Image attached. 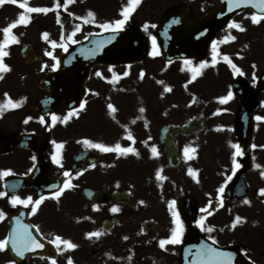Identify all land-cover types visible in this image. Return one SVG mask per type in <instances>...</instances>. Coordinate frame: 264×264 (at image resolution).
Instances as JSON below:
<instances>
[{"label": "flooded vegetation", "instance_id": "flooded-vegetation-1", "mask_svg": "<svg viewBox=\"0 0 264 264\" xmlns=\"http://www.w3.org/2000/svg\"><path fill=\"white\" fill-rule=\"evenodd\" d=\"M153 1L155 3L151 6L158 8L155 13L161 11L157 5L159 0ZM146 2L149 4L151 0H141L127 22L136 19L144 30L154 31L155 22L146 20L144 16ZM206 2L208 10L215 0ZM127 4L128 0H77V26L87 32L105 30L100 24H114L117 19H122V11ZM81 5L97 8L99 16H94V19L86 16L83 8H79ZM236 33H250V36L245 45L239 42L235 47L244 45L249 50H264V18L259 23H241ZM129 79L127 67L97 66L91 72L86 89L77 90L75 103H83L84 108L77 106L69 111L68 105L73 100V95L69 94L52 115L45 117L36 110V101L41 93L31 97L24 91L18 95L14 87L0 93V104L9 99L16 104L0 112V193H4L0 195V213H3L0 217V240L9 241L4 249H0V264H53V261L55 264H69V261L71 264H178L181 248L191 239L193 228H199L202 235L216 245L232 246L254 264H262L264 234L247 239L249 235L244 234L242 221L248 212L243 211L241 203L233 206L224 202L222 193L219 201L207 209L205 195H198L199 188L190 182L195 175H190L189 170L199 177L203 169L200 159L193 161L199 146H204L201 143L203 139L178 133L177 149L183 158L181 169L179 173L167 171V175L162 174L160 165L161 162L163 166L166 164V155L161 133L166 126L182 125L172 116L177 106L172 104L174 99L171 96V105L165 115L161 99L167 98L162 95V89L129 90ZM169 82L174 84V75ZM109 104L113 105L115 112L108 107ZM23 134H37L43 138L40 148L45 147L46 150L42 170L38 172L34 153L15 146L13 137ZM129 135L133 137L131 140ZM85 140L109 148L119 144L135 151L127 154L103 152L85 144ZM57 144L62 145L59 150ZM186 147L195 151L185 156ZM153 148H156V153H153ZM58 152L59 164L53 160ZM145 156L155 161L157 170L145 172ZM65 172L69 175L65 176ZM12 178H28V183L19 187L10 180ZM67 184L72 187H65ZM58 190L61 195L57 198ZM112 194H122L121 202L108 200ZM13 196L25 200L32 197V202L13 204ZM190 196L193 197L192 216H179L184 227L181 242L161 248L160 240L169 239L176 227L173 211H177L172 202L175 201L176 205L178 198ZM37 200H40L39 205L35 203ZM162 204L169 207L166 217L161 215ZM113 208L118 211L113 212ZM217 211L221 214L228 211L234 220L237 216L242 220L230 232L225 225L211 223L209 216ZM17 221L28 225L32 235L44 247L33 248L23 256L17 255L10 239L18 228ZM220 222H223L222 218ZM205 228L212 231H205ZM93 232L101 235L90 237L89 233ZM56 236L71 241L77 247L71 249L61 244L57 249L53 243Z\"/></svg>", "mask_w": 264, "mask_h": 264}, {"label": "rangeland", "instance_id": "rangeland-1", "mask_svg": "<svg viewBox=\"0 0 264 264\" xmlns=\"http://www.w3.org/2000/svg\"><path fill=\"white\" fill-rule=\"evenodd\" d=\"M47 1L49 2L50 6L53 5L51 0ZM154 3L155 2L153 0H151L149 4L146 2L147 5L144 16H146V20H150L155 23L156 21H158L160 15H162L165 10L174 5L188 4L193 8V11H195V13H201L202 8L207 6L206 0H159L157 5L161 7V11L155 13V10H158V8L155 9L151 6ZM37 4V1H31V5L36 6ZM11 5V3L10 5H8V7L6 5L3 6V4L2 6L0 5L1 42H4L5 40L3 35V29L12 25L13 22H17L19 16L21 15H18L19 10H15L13 7H11ZM79 8H83L82 11L86 13V16H88L89 12L94 13V16H99L97 8H89L88 6L84 7V5H81ZM68 10L73 13L74 16L77 15V9H75V7L69 5ZM56 16V13L49 14L45 18H42L41 16H34L33 23L30 17L26 24L17 23L20 26L22 25L20 29L17 28L16 30L14 29L10 31V35L15 37V42H9L7 47L4 48V51L7 52V55L4 56V58L2 59L3 63L8 66V69L10 68L11 63L13 64L14 67H12V71H14V73H12V76L10 75L11 77H5L6 79L0 83V93L7 89H12V87L17 90L18 95L23 93L24 91H27L32 97L36 96L40 92L39 83L43 78L44 74L46 73V70L50 68L52 61L48 60L47 63L43 65H37L27 68L24 66L23 61L20 57V49L24 44L32 43L39 53H41L42 51L44 52V49L48 52L49 44L51 42L50 40L52 39L55 42V47L53 48L57 49L55 50L54 54L57 55L61 49L62 42L59 40L61 27L59 25L56 26L55 24ZM65 21L66 18L62 19V22ZM44 26L48 27V30L45 29L42 32V37L45 39V41L48 42L46 46H43V42L40 39V33ZM45 33L48 34L47 38H45ZM147 34L152 35V32L148 31ZM88 35L89 34H86L84 31H77L75 39L77 38V40H81L86 38ZM49 36L51 39L49 38ZM241 36V40L244 41L247 37L250 36V33H245ZM17 40H19V43H17ZM223 50L229 54H232L227 55L228 58H233L239 51L234 48H229L227 47V45L223 47ZM51 56L53 55L49 54L48 57ZM258 57L260 56L254 57L253 61H255L256 58V61H258ZM162 65L164 66L163 62L157 59H150L146 61L143 68L147 70L148 76L140 78L141 84L138 85V87L135 84V81L133 82V78H130L127 82L128 89L132 90L139 88L142 90L158 91L160 88L163 87V84L161 82H164V79H166L167 77L170 78L172 75H174V84L169 86V88H164V90L169 92L170 96H172L174 101L177 102L175 103V105L180 106L181 108V111H178L172 115L175 117V122L180 123L194 117H202L203 119H205V121L207 122V127L209 128L206 129L205 133L198 137L203 139L201 143H203L204 146H200V148H198L197 159H200L199 164L203 165L204 175L206 177L207 175H211L212 177L215 176L216 178H218V176L220 177L221 174H217L215 173V171H225V176L218 178L217 182L214 185H211L210 181H208L207 183H205V181L204 183L202 181L198 183L197 178L195 180L190 179V182L193 183V186L199 188L198 195H205V202L207 200L215 199L217 197L216 195H219V190L220 188H222V185L226 183V177L231 171V166H233V156L231 153L228 152L234 150L233 145L235 144V137L237 141V130L235 128L236 131H234L232 126H234V123L237 118L238 105L236 100H234L232 97L225 100L226 103L225 105L222 104L224 105L223 107H219L224 108L222 109L223 111L218 110L217 106L214 107L212 103L216 99H220L221 96H229V93L231 91L232 76L230 73H223L217 69L209 72L205 69L199 70L200 67L198 65H193V63L183 64L181 62H177L172 64V67L169 70H164L163 68L165 67H163ZM237 65L241 70H246V78H248L250 83L252 84H254L256 78L264 70L263 65L256 64L249 66L250 62L241 63V61H238ZM136 67L138 66L129 68L135 70L133 71V75H131V77H134L135 79H137L136 77H139V74L136 73ZM152 73H154L155 80L161 81L158 85L155 84L154 80L149 78V74ZM160 73H165L166 76H161ZM168 74H170V77L168 76ZM11 78L13 79V82L11 81ZM189 97L190 100H194L195 102L190 103L189 101L188 104L191 106L184 110V108L187 106L186 102ZM168 101L163 97L161 99V107H164L165 115L168 114V111L166 112L167 107L171 105V103H168ZM260 111V116L262 115V117H264V97L263 107ZM162 121H164V119H162ZM256 127V145L249 158L250 162L252 163V168L248 170L247 174V179L249 183H251L253 194L247 203L252 204L254 207H257L258 210L256 211H260L261 209L262 211H264V197L261 195L260 191L261 189H263L264 183L259 180V177L255 173V167L256 164H258V167H260L261 175L264 177V125H262L261 121H259L257 122ZM218 128L220 129L218 130ZM215 129L217 130L215 131V133H213ZM212 138H216L219 141V147L216 148L215 146H213V142H215L216 139ZM144 159L147 160L146 164H144L145 166L143 167L145 172H149L156 169L155 161L149 159L148 156H145ZM160 171L163 175H167L164 171L162 162L160 165ZM208 206L209 205H207V207ZM160 208L162 212V217H166L168 214L167 211L169 207H166L165 204H162ZM248 212L250 214L251 220H249L248 224H245L243 232H245L244 234L249 235L247 239H255L256 235L264 234V215L255 211L252 212L248 210ZM228 213L229 212H227L226 215L222 217V226H226L232 223V220L230 218L234 217L229 216L231 214ZM218 216L219 215L212 216L211 222L213 219H215V222L218 223L219 220L215 218ZM256 219L261 222L262 226L251 225V223L254 224L252 221H256ZM261 263L264 264V258L261 260Z\"/></svg>", "mask_w": 264, "mask_h": 264}, {"label": "water", "instance_id": "water-1", "mask_svg": "<svg viewBox=\"0 0 264 264\" xmlns=\"http://www.w3.org/2000/svg\"><path fill=\"white\" fill-rule=\"evenodd\" d=\"M58 1L64 2V0ZM257 2L258 0H253L250 4L240 3L239 6H236L235 3H230V0H218L217 8L198 20L191 19L187 9L169 11L155 29L164 61L167 63L190 59L204 61L211 55L210 48L219 32L227 28L237 14L251 9L257 14L264 15V12L254 6ZM150 51L151 40L143 33L140 23L137 21H131L122 31L92 35L88 40L62 55L59 70L50 73L42 81L41 89H49L50 94L39 98L40 113L44 115L49 112L48 107H55L66 93L82 90L93 66L140 63L148 58ZM22 56L27 65L42 61V57L35 53L31 45L22 50ZM233 91L243 109L238 119L239 138L243 149L248 154L254 134L253 116L260 107V98L264 93V73L258 80L255 94H252L249 85L242 78L235 81ZM52 98L55 103L51 106L49 101ZM204 126L203 120L195 119L182 128L171 129L174 132L184 130L186 134H192L200 131ZM37 138L23 136L19 145L30 148ZM165 146L169 157L168 168L179 166L180 157L177 155L178 158H176L174 145L172 149L168 144ZM244 177L243 170H239L232 183L227 187L226 195L231 202H237L248 196L249 190ZM110 198L116 199L114 196ZM189 206V200L179 201V210L182 213L187 214ZM193 234H197V232ZM227 251L232 252L233 250L230 248ZM241 261V264H246L243 256H241Z\"/></svg>", "mask_w": 264, "mask_h": 264}, {"label": "snow or ice", "instance_id": "snow-or-ice-1", "mask_svg": "<svg viewBox=\"0 0 264 264\" xmlns=\"http://www.w3.org/2000/svg\"><path fill=\"white\" fill-rule=\"evenodd\" d=\"M6 2V0H0V5L4 4ZM12 3H19V7L25 9L28 13H32V12H47L49 9L46 8H38V7H29L27 3H20L19 0H11ZM69 2H73V0H69ZM253 0H230V3H235L236 6H239L240 3H245V4H250L252 3ZM141 3V0H128V4L127 6L124 7L123 11H122V19H117L114 24L113 23H102L100 24L101 28H104L105 30L111 29L112 31H118L120 29H122L124 27V25L126 24V22L128 21V19L130 18L132 12L135 10V8ZM255 7H258L261 12H264V0H258V2L254 5ZM57 8L60 7L59 3H57L56 5ZM89 17H92L94 19V13L89 12L88 13ZM264 18V17H257L256 15L252 16V20L255 23H259L260 19ZM29 20V17L21 14L19 16V19L17 22L13 23L12 25H10L9 27H6L3 29L4 33H5V40L3 42V44H0V72H6L8 71V66L6 64L3 63V57L7 55V52L4 51V48L9 44V42H15V37L10 35V31L12 27L16 26V23H22V24H26ZM230 27H239V25L235 24V22H233L232 25H230ZM45 38H47V33L44 34ZM225 39H228V37H226ZM231 39H235V37H231ZM153 43L155 44V38H153ZM53 46L55 47V42H53ZM213 48L215 50V44L213 45ZM66 50V49H65ZM153 55H157V52H153ZM53 59H55V57H53ZM215 59V57H214ZM225 59L228 61V63L231 64V60L228 59V57H225ZM233 68H235V65H232ZM201 67H203V65H201ZM237 72H239L240 70L237 68L236 69ZM125 75H127V73H125ZM143 74H141V78H142ZM170 90V89H169ZM231 97V93H229L228 97H224L222 98V102L224 100H227L228 98ZM15 107L16 104L15 102H13L11 99H9L5 104H0V112H2L5 108L7 107ZM84 104L82 103L80 105L81 108H84ZM108 107L110 109H112L113 112L116 111V109L113 107V105L109 104ZM141 112L144 111L143 108L140 109ZM72 115V113H69V116ZM53 120L56 119L55 116L52 117ZM67 119V118H65ZM257 120H261L264 119V117H260L257 116L256 117ZM41 122H43V118H41ZM133 137L131 135H129L128 139L131 140ZM85 144L89 145L90 147L93 148H98L99 150L103 151V152H109V151H115L117 153L120 154H127L130 152H134L135 149L133 148H128V147H121V145L116 144L115 148H109L106 147L104 144H94L92 141L90 140H85L84 141ZM57 149L59 150L62 145L57 144L56 145ZM233 147L236 149L235 151V156H243L244 152L241 149L239 144H235L233 145ZM253 147H255V145H253ZM153 153H156L157 150L156 148L152 149ZM195 149H191L186 147L184 149V154L185 156H189L190 152H194ZM190 158V157H189ZM53 160L56 163H60V158H59V152L57 153L56 156L53 157ZM233 163L235 165L236 169H239L241 167V164L236 161L235 157L233 158ZM8 173H4V175H7ZM189 174L190 175H195V172L192 171L191 169L189 170ZM65 176H68L69 173L65 172L64 173ZM65 187L70 188L72 187L71 184H67L65 185ZM224 189L221 188L220 192L223 193ZM261 195H264V189H261ZM0 195H4V193H0ZM56 197L58 198L61 195V191L58 190L56 192ZM43 199V197H41V200ZM32 202V197H28L26 200L25 199H21L19 196H13L12 197V203L13 204H24L27 205L29 203ZM246 203L248 201H245ZM35 203L37 205L40 204V200L35 201ZM141 203H143V201H141ZM175 206V201L172 202V207L174 208ZM33 212L36 211L35 208L32 209ZM113 212L118 211L117 208H113L112 209ZM202 211H206V209H202ZM3 216V213H0V217ZM173 216L175 217V224L176 227L172 230L171 233V237L169 239H162L160 240L159 244L161 248H164L167 244H179L181 242V238L184 232V227L182 222L180 221L179 215L173 211ZM203 220V217H201V221ZM242 220L241 217L237 216L235 218L233 227L235 226L236 223H239ZM201 227H203V224L198 221L197 222ZM18 224V228L14 231L13 235L11 236V243H12V248L15 249L17 255L19 256H23L25 254V252L32 250L33 248H43L44 245L41 244L36 238L35 236L32 235L31 231L29 230L28 225H21L19 221H17ZM38 230V229H37ZM205 231H212L211 228H205ZM101 235V233L99 232H93V233H89L90 237H99ZM8 240H0V249H4L5 246L8 244ZM53 243L56 244L57 249L60 248L61 244L66 245L68 248L74 249L77 247L76 244L72 243L71 241L68 240H62V238L60 236H56L55 240L53 241ZM197 256L201 258L202 264H231V259H232V254L231 253H224V252H220L217 249L214 248H206L205 250H202L201 252L197 253ZM53 264H55V261H53ZM69 264H71V261H69Z\"/></svg>", "mask_w": 264, "mask_h": 264}]
</instances>
